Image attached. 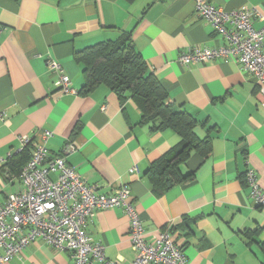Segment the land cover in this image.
I'll use <instances>...</instances> for the list:
<instances>
[{
	"label": "crops",
	"instance_id": "crops-1",
	"mask_svg": "<svg viewBox=\"0 0 264 264\" xmlns=\"http://www.w3.org/2000/svg\"><path fill=\"white\" fill-rule=\"evenodd\" d=\"M209 1L224 11L256 7L262 17L253 25L264 24V0ZM193 8L192 0H0V201L17 183L2 169L8 154L19 150L20 137L31 138L33 148L49 131L48 155L63 156L98 194L129 187L146 241L168 232L187 264H264V207L252 203L245 178L253 170L264 187V106L252 76L236 61L178 64L191 47L225 45ZM122 33L131 34L168 101L197 121L195 135L210 141L206 157L192 152L179 168L191 178L160 195L147 172L179 136L152 133L134 103L121 102L104 85L79 94L83 76L75 52ZM48 62L60 66L75 93L55 88ZM132 167L138 172L130 174ZM128 219L121 208H108L88 221L87 234L102 244L108 261L134 259ZM5 264L72 259L35 240Z\"/></svg>",
	"mask_w": 264,
	"mask_h": 264
},
{
	"label": "built area",
	"instance_id": "built-area-1",
	"mask_svg": "<svg viewBox=\"0 0 264 264\" xmlns=\"http://www.w3.org/2000/svg\"><path fill=\"white\" fill-rule=\"evenodd\" d=\"M196 17L210 25L224 44L217 48L191 47L176 58L180 65L208 63L215 59L236 61L243 71L252 76L264 106V24L254 27L262 14L256 7H242L233 11L216 8L209 0H192ZM2 29L0 27V34ZM56 73L55 88L63 94L75 93L71 81L54 62L46 63ZM52 136L42 131L40 140L33 144L31 155L20 175L14 178L13 192L0 201V264L17 257L35 240L67 252L72 264H119L108 261L101 243L87 234L88 221L95 213L108 208H121L129 217V240L134 253L131 264H187L180 245L168 232H159L153 242L145 239L139 216L130 201L127 185L109 194H98L70 167L63 156L50 157L46 142ZM31 138L20 137V148L9 153L17 155ZM32 144V142H31ZM72 146L63 148V154ZM132 167L130 174L137 171ZM252 203L264 207V187H259L256 173L246 172ZM55 176L53 179L52 177Z\"/></svg>",
	"mask_w": 264,
	"mask_h": 264
},
{
	"label": "trees",
	"instance_id": "trees-1",
	"mask_svg": "<svg viewBox=\"0 0 264 264\" xmlns=\"http://www.w3.org/2000/svg\"><path fill=\"white\" fill-rule=\"evenodd\" d=\"M132 3L134 0H124ZM130 33H122L114 41H102L75 52L74 59L82 66L83 85L79 94H87L99 85L108 87L123 102L131 100L138 108L141 123L152 133L172 131L180 141L151 164L147 172L153 192L157 195L183 184L191 178L182 176L179 168L192 152L206 157L210 152L208 138L199 139L194 129L197 121L186 111L176 108L159 81L133 48ZM31 141L20 152L7 159L2 169L18 177L31 155Z\"/></svg>",
	"mask_w": 264,
	"mask_h": 264
}]
</instances>
